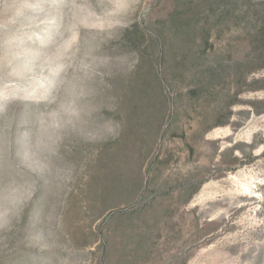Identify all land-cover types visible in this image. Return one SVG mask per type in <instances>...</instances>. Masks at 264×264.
<instances>
[{
    "label": "rangeland",
    "instance_id": "1",
    "mask_svg": "<svg viewBox=\"0 0 264 264\" xmlns=\"http://www.w3.org/2000/svg\"><path fill=\"white\" fill-rule=\"evenodd\" d=\"M0 264H264V0H0Z\"/></svg>",
    "mask_w": 264,
    "mask_h": 264
}]
</instances>
